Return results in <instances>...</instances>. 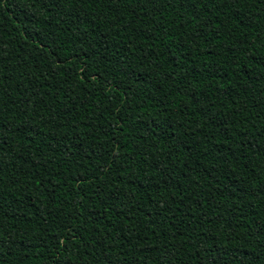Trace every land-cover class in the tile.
<instances>
[{
	"label": "trees",
	"instance_id": "obj_1",
	"mask_svg": "<svg viewBox=\"0 0 264 264\" xmlns=\"http://www.w3.org/2000/svg\"><path fill=\"white\" fill-rule=\"evenodd\" d=\"M0 264H264V0H0Z\"/></svg>",
	"mask_w": 264,
	"mask_h": 264
}]
</instances>
